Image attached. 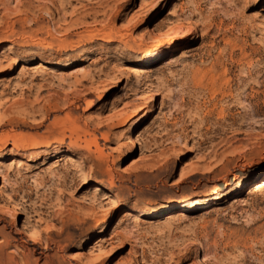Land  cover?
Listing matches in <instances>:
<instances>
[{
	"label": "rangeland",
	"instance_id": "obj_1",
	"mask_svg": "<svg viewBox=\"0 0 264 264\" xmlns=\"http://www.w3.org/2000/svg\"><path fill=\"white\" fill-rule=\"evenodd\" d=\"M0 264H264V0H0Z\"/></svg>",
	"mask_w": 264,
	"mask_h": 264
},
{
	"label": "bare ground",
	"instance_id": "obj_2",
	"mask_svg": "<svg viewBox=\"0 0 264 264\" xmlns=\"http://www.w3.org/2000/svg\"><path fill=\"white\" fill-rule=\"evenodd\" d=\"M57 19V18H56ZM56 24V23H55ZM152 60H154V58L152 57L151 58ZM39 70V69H38ZM138 83V82H137ZM71 161H74V160H71ZM75 164V163H74ZM77 164H79L78 162H77ZM80 165V164H79ZM81 166H82V164H81ZM80 167V166H79ZM86 177V176H85ZM83 178V183H81V187H83V186H85L86 184H88L89 182H90V180L86 177V178ZM106 191V190H105ZM106 193V192H105ZM106 195V194H105ZM104 195V196H105ZM108 195V194H107ZM103 196V195H102ZM106 198V197H105ZM111 200V199H110ZM113 200V199H112ZM116 201V200H115ZM114 202V201H113ZM113 202H111V204L113 203ZM116 203V202H115ZM115 203H113L112 205H116ZM189 207H192V206H189ZM162 210L160 211V212H163V211H168V210H170L171 209V206H163L162 208H161ZM159 212V213H160ZM24 227V226H23ZM26 227H28V226H26ZM26 227L24 228V229H26ZM22 229V228H21ZM23 229V230H24ZM32 230V229H31ZM21 231V230H20ZM29 231V230H28ZM24 232V231H23ZM30 233V232H29ZM28 234V233H27ZM37 235V234H36ZM30 238H32L33 239V237L32 236H30Z\"/></svg>",
	"mask_w": 264,
	"mask_h": 264
}]
</instances>
